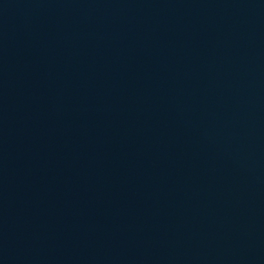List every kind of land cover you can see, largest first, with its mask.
<instances>
[{
    "label": "water",
    "instance_id": "95a60500",
    "mask_svg": "<svg viewBox=\"0 0 264 264\" xmlns=\"http://www.w3.org/2000/svg\"><path fill=\"white\" fill-rule=\"evenodd\" d=\"M264 263V0H0V264Z\"/></svg>",
    "mask_w": 264,
    "mask_h": 264
}]
</instances>
